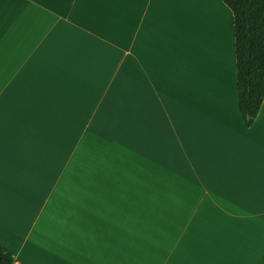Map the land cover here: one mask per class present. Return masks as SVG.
<instances>
[{"label": "crops", "instance_id": "crops-1", "mask_svg": "<svg viewBox=\"0 0 264 264\" xmlns=\"http://www.w3.org/2000/svg\"><path fill=\"white\" fill-rule=\"evenodd\" d=\"M210 8L231 26L221 0H0L17 263L264 264V98L245 125Z\"/></svg>", "mask_w": 264, "mask_h": 264}, {"label": "trees", "instance_id": "trees-1", "mask_svg": "<svg viewBox=\"0 0 264 264\" xmlns=\"http://www.w3.org/2000/svg\"><path fill=\"white\" fill-rule=\"evenodd\" d=\"M233 16L239 112L249 126L264 98V0H221ZM0 264H21L0 244Z\"/></svg>", "mask_w": 264, "mask_h": 264}, {"label": "rangeland", "instance_id": "rangeland-1", "mask_svg": "<svg viewBox=\"0 0 264 264\" xmlns=\"http://www.w3.org/2000/svg\"><path fill=\"white\" fill-rule=\"evenodd\" d=\"M230 10V9H229ZM210 11L211 12H213V17H211V18H209L210 19V22H211V24H213V21L215 22V24L217 23V22H220L219 20H221V23L222 22H225L227 25H229L228 27L230 28V33H232V31H233V16H232V13H231V26H230V21H229V18H226L225 19V17L221 14H219V11H212V9L210 8ZM216 12V13H215ZM227 12V11H226ZM215 14H217V17L215 16ZM204 18H206V16L204 17ZM204 18L201 16V20H202V22H204ZM227 27V28H228Z\"/></svg>", "mask_w": 264, "mask_h": 264}, {"label": "bare ground", "instance_id": "bare-ground-1", "mask_svg": "<svg viewBox=\"0 0 264 264\" xmlns=\"http://www.w3.org/2000/svg\"><path fill=\"white\" fill-rule=\"evenodd\" d=\"M210 15V16H209ZM212 14L210 13V11H209V14H207L206 16H209V18H211V17H213V15L211 16ZM212 19V18H211ZM208 20V19H207ZM220 22H218V24L217 25H215V27H213V25H212V27H213V29L215 30V28H217V29H219L218 28V26H219V23H221V20H219ZM208 22V21H207ZM206 22V23H207ZM202 23H204V22H202ZM209 23H210V19H209ZM205 24V23H204ZM208 24V23H207ZM210 25V24H209ZM207 27H209V28H212L211 26H207ZM205 29H208V28H206V27H204ZM202 29H203V26H201V28H200V33H201V31H202ZM215 31H218V32H220L221 31V28L219 29V30H215ZM214 31V32H215ZM210 32H212L211 33V35H213V31H211L210 30ZM204 33V31L202 32V34ZM226 34V33H225ZM205 35H206V33H205ZM201 36V35H200ZM218 36H220V35H218ZM225 36V35H224ZM212 38V37H211ZM201 39V38H200ZM219 39V38H218ZM205 40V39H204ZM218 41V40H217ZM204 47V46H203Z\"/></svg>", "mask_w": 264, "mask_h": 264}]
</instances>
